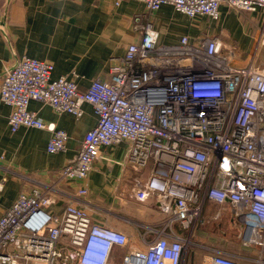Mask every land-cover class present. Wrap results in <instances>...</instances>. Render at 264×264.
Returning <instances> with one entry per match:
<instances>
[{"label": "built area", "instance_id": "obj_1", "mask_svg": "<svg viewBox=\"0 0 264 264\" xmlns=\"http://www.w3.org/2000/svg\"><path fill=\"white\" fill-rule=\"evenodd\" d=\"M133 1L149 14L169 5L191 20L218 21L222 4L264 13V0ZM135 22L139 41L110 66L108 81L92 82L84 92L72 78H52L48 62L23 56L7 68L0 101L12 109L10 131L45 130L51 134L47 153L63 152L67 134L30 112L29 103L75 119L88 104L97 123L75 161L60 170L61 180L84 182L100 149L122 142L134 170L150 166L132 196L138 203L153 198L166 219L150 229L155 239L148 248L127 253L122 264H182L195 228L206 224L205 201L233 207L241 245L253 252L248 261L264 264V70L254 59L235 66L234 52L223 51L218 38L191 44L183 36L174 45H159L150 21ZM5 182L0 180V202ZM85 195L84 187L77 191ZM53 203L50 190L33 189L0 216V264H109L113 250L126 247L124 233L94 224L72 205L57 218L48 211ZM176 223L187 239L169 235ZM209 251L207 264H241L240 257Z\"/></svg>", "mask_w": 264, "mask_h": 264}, {"label": "crops", "instance_id": "obj_2", "mask_svg": "<svg viewBox=\"0 0 264 264\" xmlns=\"http://www.w3.org/2000/svg\"><path fill=\"white\" fill-rule=\"evenodd\" d=\"M0 0V84L4 71L21 57L27 56L53 65L52 78L74 79L80 92L92 82L108 81L110 66L121 59L130 44L139 41V25L150 21L159 34V45H174L187 36L191 44L218 38L223 51H233V64L244 66L250 59L264 70V13L237 12L225 4L219 8V19L205 17L194 20L164 5L153 13L133 0ZM75 74V78L72 74ZM30 112L45 124L68 136L65 151L49 154L46 151L51 134L45 130L20 128L10 131L8 118L12 109L0 101V180L5 179L1 194L0 216L22 193L33 189L50 190L54 200L48 211L60 218L72 205L84 211L94 224L109 227L128 237L126 247H116L109 264H122L129 252H143L155 239L156 230L166 219L156 201L144 203L133 199L132 189L144 182L149 167L134 170L128 162V144L122 142L100 149L84 182L61 180L60 170L73 163L83 139L97 123L88 104L82 106L83 116L75 119L57 114L49 106L30 102ZM84 187L87 195L78 197ZM233 207L210 201L203 205L202 217L212 219L214 238L206 231L204 239L222 245L224 231L236 223ZM218 214V219L214 220ZM206 226V224L204 225ZM196 230V229H195ZM194 230L182 264H207L209 250L224 251L240 257L241 264H253V252L240 254L224 247L204 245ZM203 234V233H202ZM171 236L188 238V232L173 224Z\"/></svg>", "mask_w": 264, "mask_h": 264}, {"label": "rangeland", "instance_id": "obj_3", "mask_svg": "<svg viewBox=\"0 0 264 264\" xmlns=\"http://www.w3.org/2000/svg\"><path fill=\"white\" fill-rule=\"evenodd\" d=\"M215 222H213L212 219H206V226H198L197 228H195L196 230V237H197V240H201L202 243L201 244H206V245H213V247L215 246H219V247H224V248H227L228 250H231L232 252H236V253H240V254H245L247 253V249L244 248L242 245H241V242H240V234H241V228L239 227V225L237 223H235L234 225H232L231 228L228 229V231H224V236H222L224 242L222 243V245H217V243H211L212 240L210 242H208L207 239H204V235H205V232L207 234H209L210 236L209 237H212L214 238V236L212 234V229H210V226L212 224H214ZM203 233V234H202ZM215 235V234H214ZM200 241V242H201Z\"/></svg>", "mask_w": 264, "mask_h": 264}]
</instances>
